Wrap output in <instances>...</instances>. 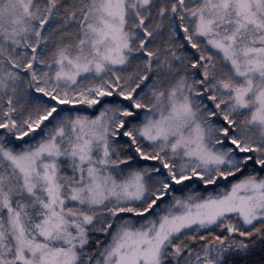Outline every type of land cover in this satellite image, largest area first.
Instances as JSON below:
<instances>
[{
  "label": "snow or ice",
  "instance_id": "snow-or-ice-1",
  "mask_svg": "<svg viewBox=\"0 0 264 264\" xmlns=\"http://www.w3.org/2000/svg\"><path fill=\"white\" fill-rule=\"evenodd\" d=\"M0 264H264V0H0Z\"/></svg>",
  "mask_w": 264,
  "mask_h": 264
}]
</instances>
